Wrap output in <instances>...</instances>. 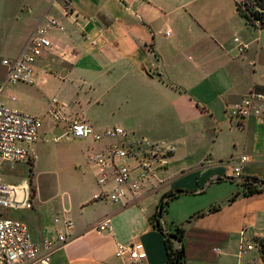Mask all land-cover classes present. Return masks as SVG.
Wrapping results in <instances>:
<instances>
[{"label":"crops","instance_id":"1","mask_svg":"<svg viewBox=\"0 0 264 264\" xmlns=\"http://www.w3.org/2000/svg\"><path fill=\"white\" fill-rule=\"evenodd\" d=\"M29 2L30 22L0 49V80L8 73L3 61L22 53L44 14L55 16L59 26L49 33L52 48L36 65L35 83L8 85L2 101L43 118L45 126L32 161L5 165L2 177L20 184L32 174L34 207L19 220L34 240L55 235L61 228L56 219H72L74 237L52 264H129L117 257L118 246L137 242L147 252L143 264H168L165 235L152 217L162 198L177 190L204 195L191 203L186 193L179 195L161 219L186 232L174 243L185 247L186 264H262L264 191L244 194L236 183L213 180L231 175L247 157L244 175L264 182V122L253 118L240 127L230 119V109L250 92H264V27L242 15L236 0H69V14L51 0ZM53 97L97 132L123 128V142L135 152L171 149L169 164L157 168L130 205L94 201L99 187L90 158L114 140H69L74 149L61 161L68 172L83 171L89 192L62 203L44 198L34 172L47 136L56 131L48 116ZM212 207L217 209L194 217ZM106 217L111 228L98 230ZM208 233L224 237L209 245Z\"/></svg>","mask_w":264,"mask_h":264},{"label":"built area","instance_id":"2","mask_svg":"<svg viewBox=\"0 0 264 264\" xmlns=\"http://www.w3.org/2000/svg\"><path fill=\"white\" fill-rule=\"evenodd\" d=\"M237 4L242 6L240 0ZM264 0L246 1L245 10L250 22L255 27H264ZM51 4H62L65 14L71 12L69 0H51ZM243 8V6H242ZM59 26L58 20L50 13L44 14L37 28L28 40L22 53L15 59L3 61L8 68L5 80H0V264H52L53 255L70 242L74 237V223L71 218L56 219L61 228L55 235L43 236L39 241L33 239L26 223L8 216L15 209H33L34 198L27 183L18 187L3 180L2 171L5 165L14 167L20 163H29L33 159V147L43 138L44 119L23 113L7 106L2 97L8 85L19 83L34 84L36 80V65L42 55L52 48L49 33ZM48 116L56 129L61 133L52 138L54 143L63 140L102 142L114 140L101 151L90 158L95 167L98 192L94 201H108L121 206H127L138 200L147 183L154 177L158 167L169 164L171 149H160L150 146L141 153L128 147L123 139L127 132L123 128L113 127L105 132H97L86 121L73 117L66 112L64 105L57 98H52ZM264 122V92L253 90L240 103L230 109V119L240 127L251 119ZM135 160L133 165L131 161ZM247 157H242L234 164L232 174L213 181H231L239 185L243 191L249 188L264 190V183L243 173ZM100 231L111 228V219L106 217L96 225ZM165 234L174 232L161 222ZM244 235V233L242 234ZM246 250H252V245H246ZM117 257L129 264H143L147 259L144 244L137 242L130 245H119Z\"/></svg>","mask_w":264,"mask_h":264},{"label":"rangeland","instance_id":"3","mask_svg":"<svg viewBox=\"0 0 264 264\" xmlns=\"http://www.w3.org/2000/svg\"><path fill=\"white\" fill-rule=\"evenodd\" d=\"M243 9L250 10L246 8V1L240 0ZM29 0H0V49L7 48V45L16 36L18 37L22 31V24L30 22V14L28 12ZM54 98V97H53ZM56 98V97H55ZM58 99V98H57ZM51 122V121H50ZM52 124V123H51ZM61 133L60 129H56L55 132L49 133L43 150L39 152L38 163L41 166L38 170L34 172V177L39 189L44 198L51 199L55 202L68 201L69 198L77 199L81 195L87 194L89 192L90 184H85L86 176H84L83 171L76 168L73 172H68L62 163V159L65 153L73 150L69 146L71 144L69 140H63L59 143H54L52 138ZM72 145V144H71ZM30 177L27 180V184L30 187L32 195H34V186L32 184V174L29 173ZM69 176L72 182L68 181ZM27 177V176H26ZM91 177V175H90ZM6 178H3L5 181ZM227 184L235 183L231 181H226ZM19 188L25 186V183L14 184ZM228 186V185H226ZM237 187V186H236ZM194 190H188L185 200L188 202H193L198 200L195 197L201 198L204 195H194ZM194 195V197H193ZM182 204V203H178ZM180 206L173 207L171 213L177 214L179 212ZM25 209H15L8 212V216L11 218L19 219L26 212ZM264 264V260L263 263Z\"/></svg>","mask_w":264,"mask_h":264},{"label":"trees","instance_id":"4","mask_svg":"<svg viewBox=\"0 0 264 264\" xmlns=\"http://www.w3.org/2000/svg\"><path fill=\"white\" fill-rule=\"evenodd\" d=\"M262 8H264V3L261 5ZM238 8L242 15H244L249 21L250 17L248 13L238 4ZM254 180H257L256 178ZM264 183V182H263ZM264 190L257 189V188H249L247 191H244V194H255L262 192ZM187 193L183 190H177L175 193H169L166 194L159 205L157 206L156 212L152 217L153 225L156 229H158L160 232H162L165 235L166 241V248H167V255H168V264H186L187 260L189 259V255L186 252V249L184 246H181L180 248H176L174 246L175 242H182L183 238L185 237L186 232L181 227H176L174 229V232H171L170 234H165L161 228V219L169 205V202L175 198H177L179 195ZM240 193H237L232 198L235 199ZM217 209V207H212L208 211H202L197 213L194 217H202L207 215L208 213L214 212ZM208 240L207 243L211 245L213 241H215L218 238L224 237L220 233H208ZM207 235V233H205ZM212 238V239H211ZM260 252L262 255V258H264V239H262L260 244Z\"/></svg>","mask_w":264,"mask_h":264}]
</instances>
